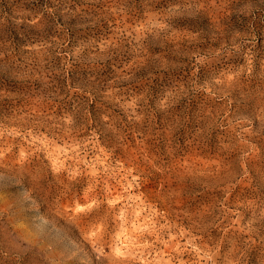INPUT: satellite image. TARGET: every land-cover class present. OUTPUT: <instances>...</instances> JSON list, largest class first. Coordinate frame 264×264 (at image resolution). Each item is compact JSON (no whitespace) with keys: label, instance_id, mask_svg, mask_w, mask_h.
I'll use <instances>...</instances> for the list:
<instances>
[{"label":"rangeland","instance_id":"rangeland-1","mask_svg":"<svg viewBox=\"0 0 264 264\" xmlns=\"http://www.w3.org/2000/svg\"><path fill=\"white\" fill-rule=\"evenodd\" d=\"M0 264H264V0H0Z\"/></svg>","mask_w":264,"mask_h":264}]
</instances>
